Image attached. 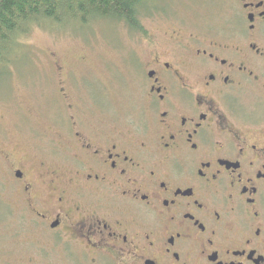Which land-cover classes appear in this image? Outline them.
I'll return each mask as SVG.
<instances>
[{
    "label": "flooded vegetation",
    "instance_id": "obj_1",
    "mask_svg": "<svg viewBox=\"0 0 264 264\" xmlns=\"http://www.w3.org/2000/svg\"><path fill=\"white\" fill-rule=\"evenodd\" d=\"M217 18L149 53L133 117L71 116L44 204L14 171L42 260L264 264V0Z\"/></svg>",
    "mask_w": 264,
    "mask_h": 264
},
{
    "label": "rangeland",
    "instance_id": "obj_2",
    "mask_svg": "<svg viewBox=\"0 0 264 264\" xmlns=\"http://www.w3.org/2000/svg\"><path fill=\"white\" fill-rule=\"evenodd\" d=\"M226 1L155 0L139 17L141 31L108 17L84 25L43 21L0 61V264H49L33 231H21L40 206L23 195L14 171L36 177L30 198L44 204L39 160L62 154L60 134L71 116L88 125L133 117L149 53L176 52L188 31L225 16Z\"/></svg>",
    "mask_w": 264,
    "mask_h": 264
},
{
    "label": "trees",
    "instance_id": "obj_3",
    "mask_svg": "<svg viewBox=\"0 0 264 264\" xmlns=\"http://www.w3.org/2000/svg\"><path fill=\"white\" fill-rule=\"evenodd\" d=\"M153 2L155 0H0V61L5 62L21 37L43 21L64 26L74 20L84 25L108 17L141 31L139 17Z\"/></svg>",
    "mask_w": 264,
    "mask_h": 264
}]
</instances>
